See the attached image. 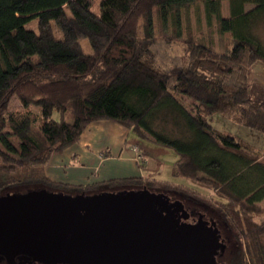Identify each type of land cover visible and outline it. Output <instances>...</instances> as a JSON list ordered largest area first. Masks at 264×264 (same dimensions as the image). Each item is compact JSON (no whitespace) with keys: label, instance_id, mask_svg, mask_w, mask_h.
Returning a JSON list of instances; mask_svg holds the SVG:
<instances>
[{"label":"trees","instance_id":"16d2710c","mask_svg":"<svg viewBox=\"0 0 264 264\" xmlns=\"http://www.w3.org/2000/svg\"><path fill=\"white\" fill-rule=\"evenodd\" d=\"M194 1L100 0L95 12L93 0H0V195L57 186L45 174L49 158L76 144L90 123L112 120L174 148V175L211 188L227 223L245 238L250 263L264 264V222L253 217L264 199V151L211 122L220 114L264 137V101L248 88L249 68L264 63V42L254 31L264 26V0H228L226 17L221 0H205L206 20L215 17L231 47L215 52L190 36L179 62L162 66L154 26L170 22L182 36ZM139 181L59 184L79 190Z\"/></svg>","mask_w":264,"mask_h":264},{"label":"water","instance_id":"95a60500","mask_svg":"<svg viewBox=\"0 0 264 264\" xmlns=\"http://www.w3.org/2000/svg\"><path fill=\"white\" fill-rule=\"evenodd\" d=\"M147 190L68 194L42 186L0 195V255L44 264H215L223 245L181 224ZM74 231V233H73Z\"/></svg>","mask_w":264,"mask_h":264},{"label":"rangeland","instance_id":"374dc122","mask_svg":"<svg viewBox=\"0 0 264 264\" xmlns=\"http://www.w3.org/2000/svg\"><path fill=\"white\" fill-rule=\"evenodd\" d=\"M99 1L100 0H93L92 8L95 12L98 11ZM204 1L205 0H195L193 6L189 9V12L185 13L183 18L182 36L178 38L176 37V35L174 34V28L170 22H168L167 26L165 27L160 26L158 22L154 26V38L158 46L157 48L159 49L158 61L161 63L162 66L168 67L177 64L179 62L183 52V43L188 38H190V36L192 37L193 40L197 42H203L206 45L211 46L215 52H219V53L227 52V50L231 47L232 44L231 35L228 32L220 33L218 31L217 21L215 17L211 18V24H209L208 21L206 20L205 11H204L205 9ZM220 5H221L220 6L221 15L223 17L228 16L229 1L221 0ZM260 25L263 26L262 23ZM261 26L259 27L255 26L254 31H256V35L261 39V42H264V26L260 28ZM138 36L139 37L143 36L141 26L138 29ZM82 45L86 51H89V46L86 40H82ZM18 108L19 105L17 100L13 99L10 104V109L17 110ZM31 109L35 110V107H31ZM54 115L55 117H57V114ZM211 122L214 127L223 131L224 133L234 136H239L247 144L253 145L258 149L264 151V142H263L264 137L260 132L240 126L232 122L230 119L223 117L220 114L213 115ZM125 145L126 146L124 150V155L127 156L134 155V158L138 156L139 157L138 162L140 161L143 162V164L140 162L141 164L139 163V165L137 166L138 169L142 170L143 175L139 176L141 181L136 182L135 185L134 184L123 185L122 187L137 188V187H142V185L143 186L146 185L150 189L155 188V190L162 191L167 194L169 193L174 196L176 195L178 198H182L181 200L184 204L183 206L185 207L189 206L190 210H192L194 213L193 219L189 218L188 220H186L188 223L191 224L198 223L199 222L198 217L199 215H202L203 218L206 220H210V219L214 220L215 224L217 225L218 234L220 233L222 238L220 243L223 245L222 249L218 250V255L215 258L216 261H218V263L216 262L217 264H243V262H241L243 256L246 257L244 264H252L248 259L249 256L247 255L248 253L245 247V243H246L245 238L240 234L238 235V233L234 230L236 228L234 227L233 229L230 223L229 222L227 223L228 220L227 221L225 220L226 218L224 217L223 212L221 211L220 208H218L217 206L218 204L214 201L216 197L214 191H212L211 188H209L206 184L200 181L188 177L174 175V171L176 169L175 162L178 158V154L174 148L169 146H163L158 143L142 139L138 137L132 130L129 131L128 133L127 141ZM137 152L140 155L137 154L136 156ZM140 156H142L143 158L142 160ZM51 158L52 156L49 158L48 162L51 161L50 160ZM146 158H147V164H145ZM150 160L152 161L150 162ZM149 164L150 165L156 164V169L154 170L153 166L150 168ZM45 166H44V170L46 168ZM103 168L104 166H101L99 170L97 168L96 170L91 172V177L93 179L96 178V176L98 175L96 178L97 180L91 179L83 183L60 181L59 183L63 182L64 184L83 185V184H91V183L103 181L105 180L104 178H99L100 177L99 175L102 173ZM119 170H124V169L119 168ZM125 173H119L118 176H113L107 179L137 177L136 175H130ZM152 179H155L156 181L158 180V182L157 183L155 182L156 184L153 185L151 183ZM164 182H167L168 184H164ZM59 183H56L57 186H54L55 185L54 184L46 188L55 192L77 193L80 192L81 190L91 192L96 189H100L105 185L109 187L110 186L114 187V185L118 184V182H114V183L104 184V186H100L96 188L94 187L92 188L91 186H95L92 184L89 185V187L91 188H85V189L81 188L79 190H73L72 187H70V185L61 186V184ZM167 185L170 186L167 187ZM171 186L172 187L176 186L177 188H172L175 189L172 190L171 188H169ZM183 187L186 189H192L194 192L198 193L196 194L197 196L191 197L190 191L189 190L185 191ZM24 190H26L25 187H20L13 191L9 190L4 194H11L13 192L14 193L23 192ZM257 205L259 208L258 209L259 213L256 216L254 215L253 217L255 220L258 221V223H263L264 199L261 202H259ZM207 224H209L210 226L211 222ZM214 227L216 228V226ZM0 264H6V263L0 262Z\"/></svg>","mask_w":264,"mask_h":264},{"label":"crops","instance_id":"0c3cea01","mask_svg":"<svg viewBox=\"0 0 264 264\" xmlns=\"http://www.w3.org/2000/svg\"><path fill=\"white\" fill-rule=\"evenodd\" d=\"M248 88L254 100L264 101L263 62H255L250 67ZM128 133L129 130L126 127L112 120H98L90 123L76 144L65 148L61 153L52 155L51 161L45 166L46 176L56 182L83 183L93 179L91 172L97 168L99 170L101 166L104 168L99 178L105 180L125 172V174L142 176V170L137 168L141 161H136L134 155H124ZM137 154L138 152L136 156ZM140 158L143 159L142 156ZM145 164H147V158ZM149 166L156 169V164H149ZM96 178L93 180H97Z\"/></svg>","mask_w":264,"mask_h":264},{"label":"flooded vegetation","instance_id":"af4514ba","mask_svg":"<svg viewBox=\"0 0 264 264\" xmlns=\"http://www.w3.org/2000/svg\"><path fill=\"white\" fill-rule=\"evenodd\" d=\"M135 185L136 183H128V184H116L114 185V187L112 186H104L100 189H96L94 191H91V192H88V191H80V192H77V193H71V192H64V193H68V194H88V195H91L93 194V192H121V191H128V190H135L136 192H142V191H145L147 190L149 194H153L155 195L154 198H152L153 200H158L156 199L157 196L161 197V198H164L166 199V202L165 205L163 207H160V208H163L162 209V215H165L166 214V209L165 207H170L171 210L175 209V216L176 218L178 219L179 223L181 224H191V223H188L186 220H188L189 218L190 219H193V211L190 210L189 206H183V202H182V198H178L176 195H171V194H167V193H164L162 191H158V190H155V188L153 189H150L148 188V186L146 185H142V187H137V188H134V187H129V188H126V187H122L123 185ZM118 185V186H117ZM188 207V208H187ZM179 212V213H178ZM198 220L199 222L202 223V225H204L205 227H212L214 228V226H216L217 228V225L215 224L214 220L210 219V220H206L203 218L202 215H199L198 217ZM210 226L209 224L207 223H210ZM207 225H206V224ZM218 229V228H217ZM74 233V231H73ZM218 239L219 241L222 240L221 238V234L219 233L218 234ZM218 255V253H217ZM217 255H215V258L217 257ZM0 262H5L6 264H44L40 261H37V260H31L27 257H24V255H18V256H15L13 258H11V260H7L5 257L1 256L0 255ZM215 262L218 263V261H216L215 259ZM215 263V264H217ZM55 264H59V263H55Z\"/></svg>","mask_w":264,"mask_h":264},{"label":"built area","instance_id":"2783aa9c","mask_svg":"<svg viewBox=\"0 0 264 264\" xmlns=\"http://www.w3.org/2000/svg\"><path fill=\"white\" fill-rule=\"evenodd\" d=\"M135 151H136V150H135ZM138 155H139V154H138ZM135 160L138 161V160H139V157L137 156V157L135 158Z\"/></svg>","mask_w":264,"mask_h":264}]
</instances>
